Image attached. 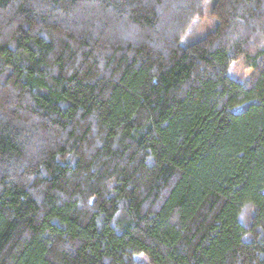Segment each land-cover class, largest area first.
<instances>
[{
    "label": "trees",
    "instance_id": "16d2710c",
    "mask_svg": "<svg viewBox=\"0 0 264 264\" xmlns=\"http://www.w3.org/2000/svg\"><path fill=\"white\" fill-rule=\"evenodd\" d=\"M209 1L0 0V264H264V0Z\"/></svg>",
    "mask_w": 264,
    "mask_h": 264
},
{
    "label": "rangeland",
    "instance_id": "374dc122",
    "mask_svg": "<svg viewBox=\"0 0 264 264\" xmlns=\"http://www.w3.org/2000/svg\"><path fill=\"white\" fill-rule=\"evenodd\" d=\"M213 4L214 0H211L207 3L205 12L202 18L199 20V23L196 25L194 32L189 34L188 41L198 40L214 30V28L216 27V23L210 14ZM254 72L255 71L253 69H250L246 66L245 62L242 59L234 61L229 66V74L238 78H251L253 77ZM140 260H142L143 262L146 261L143 258H141Z\"/></svg>",
    "mask_w": 264,
    "mask_h": 264
},
{
    "label": "clouds",
    "instance_id": "9594fccd",
    "mask_svg": "<svg viewBox=\"0 0 264 264\" xmlns=\"http://www.w3.org/2000/svg\"><path fill=\"white\" fill-rule=\"evenodd\" d=\"M251 206V202H246L245 205L243 206V209L241 210L240 213H238V218L241 221H244L246 219V209H248Z\"/></svg>",
    "mask_w": 264,
    "mask_h": 264
}]
</instances>
